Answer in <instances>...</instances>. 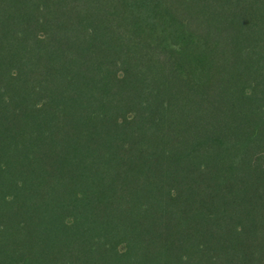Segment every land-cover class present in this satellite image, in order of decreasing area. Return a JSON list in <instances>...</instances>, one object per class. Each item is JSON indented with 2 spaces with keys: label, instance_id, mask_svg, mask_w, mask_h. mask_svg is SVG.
<instances>
[{
  "label": "trees",
  "instance_id": "16d2710c",
  "mask_svg": "<svg viewBox=\"0 0 264 264\" xmlns=\"http://www.w3.org/2000/svg\"><path fill=\"white\" fill-rule=\"evenodd\" d=\"M0 264H264V0H0Z\"/></svg>",
  "mask_w": 264,
  "mask_h": 264
}]
</instances>
